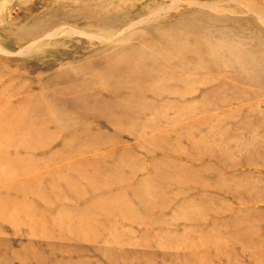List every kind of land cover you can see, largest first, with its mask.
Wrapping results in <instances>:
<instances>
[{"label": "rangeland", "instance_id": "1", "mask_svg": "<svg viewBox=\"0 0 264 264\" xmlns=\"http://www.w3.org/2000/svg\"><path fill=\"white\" fill-rule=\"evenodd\" d=\"M260 50L264 0H0V264H264Z\"/></svg>", "mask_w": 264, "mask_h": 264}, {"label": "bare ground", "instance_id": "2", "mask_svg": "<svg viewBox=\"0 0 264 264\" xmlns=\"http://www.w3.org/2000/svg\"><path fill=\"white\" fill-rule=\"evenodd\" d=\"M81 9L82 8H79V10H81ZM77 12H78V10H77ZM91 13H93V12H91ZM71 18H72V16H71ZM87 22H88V20H87ZM89 23H92V22H89ZM86 24H88V23H86ZM242 53H243V51H242ZM243 56L244 55L241 54L239 56V58H242ZM240 63L243 65L242 66L243 69L241 70V74H239V75L241 77H243L242 79L247 80L246 83H243V84H245V85H247L249 87H255L258 90L259 89L260 90H263L264 89V50H262V51L260 50L259 57H256L255 59H253V62H251V64L250 63H245L244 60L243 61H240ZM228 64H232V63L229 62ZM131 68L134 69L132 66H131ZM120 73H122V74H120L119 78L120 79L123 78V81L122 80L116 81V82H119L121 84V86L119 88H117V90L115 91V93L117 91H119V90H124L126 88H129V86L132 84V81H135L136 80V79L131 80L128 76H127V78H125V74L122 71ZM67 84H68L67 86H69V87H71L73 89H75V88L77 89V87H78L75 83L71 84V83L68 82ZM67 86H65V88L63 90L73 91L70 88L68 89ZM110 93H112V92H110ZM249 95H252V94L249 93ZM93 100H94V98H93ZM42 106H44V105H42L40 103H37L36 106H35V108L36 109L40 108L41 110H43V112H45L46 115L48 113H50L51 107H49V104L46 107L44 106L45 108H43ZM79 109L84 110V107L83 108L82 107H78V110ZM121 109H122V106H121ZM99 111H101V110H99ZM13 121L16 122V120L11 119L9 121V124H6V126H4L3 128H0V148H1V151H0V161H2L4 163L5 162L6 163H9V165H14L15 162H18L22 158V156H15V155H13V150H15V147L18 148L19 145L21 143H23L21 139H28L29 138L28 137L29 135L27 133L22 132V131H25V129L19 130L21 132H18L17 129H16L17 131L14 130L15 127H14V122ZM26 121L29 122L30 119H27ZM16 127H17V125H16ZM27 147L28 146L25 144V150H27ZM36 167L37 166L33 165V168H36ZM13 168H14V166H13ZM19 172H23V170H21V171L18 170V169H17V171L13 170L12 172L8 173L7 175L2 176V179L3 178H6L8 180L13 179V178H15V175L18 174ZM17 178H19V177H17ZM25 185L17 184V187H18V189H17V188H15V184L13 183V184H11V188L13 190L28 191L29 188H28V186H25ZM24 186H25V188H24Z\"/></svg>", "mask_w": 264, "mask_h": 264}]
</instances>
